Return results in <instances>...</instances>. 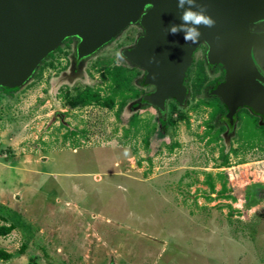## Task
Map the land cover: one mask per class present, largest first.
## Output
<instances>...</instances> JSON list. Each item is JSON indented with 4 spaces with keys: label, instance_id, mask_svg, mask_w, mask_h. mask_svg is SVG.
<instances>
[{
    "label": "rangeland",
    "instance_id": "374dc122",
    "mask_svg": "<svg viewBox=\"0 0 264 264\" xmlns=\"http://www.w3.org/2000/svg\"><path fill=\"white\" fill-rule=\"evenodd\" d=\"M141 32L129 24L80 59L77 38L64 39L37 76L0 91V225H14L0 236L11 254L0 264H264V148L246 146L263 137L246 120L240 146L198 102L217 70L202 61L201 93L191 87L162 112L141 100L152 87L141 69L130 79L139 94L119 110L73 101L84 89L109 93L101 65L131 67L115 53ZM220 174L235 199L220 196Z\"/></svg>",
    "mask_w": 264,
    "mask_h": 264
},
{
    "label": "water",
    "instance_id": "95a60500",
    "mask_svg": "<svg viewBox=\"0 0 264 264\" xmlns=\"http://www.w3.org/2000/svg\"><path fill=\"white\" fill-rule=\"evenodd\" d=\"M197 2L216 23L201 27L203 35L192 45L182 33L167 34L169 24L180 22L177 0H0V87L21 86L65 38L78 39L80 59L137 23L142 34L121 51L144 71L143 84L152 86L142 101L161 112L169 98L182 103L186 71L204 42L206 61L225 68L210 94L221 99L228 122L242 106L264 115V30H253L264 20V0Z\"/></svg>",
    "mask_w": 264,
    "mask_h": 264
},
{
    "label": "trees",
    "instance_id": "16d2710c",
    "mask_svg": "<svg viewBox=\"0 0 264 264\" xmlns=\"http://www.w3.org/2000/svg\"><path fill=\"white\" fill-rule=\"evenodd\" d=\"M66 41L69 40V38H65ZM60 46H57V48L50 52L45 58L41 60V62L38 64L36 67L35 71L33 72L32 75L37 76L49 62L46 61L47 58H51L53 56V53L55 51H60ZM197 66V74L194 78V84L191 85L193 88L192 94L194 93L196 96L200 92V82L201 76L200 72L202 71V63L198 62L196 64ZM101 72H103L107 77L110 79V87H109V93L106 94L105 96L100 95L98 92L94 90H81L79 91L75 96H73V101L77 104H86L92 101L95 104L103 105L106 107H112L114 103L118 105L117 110H119L123 105L126 100V98L129 96L135 97L139 94V90L137 88H134L130 85V79L132 76L136 75V68L134 67H128L124 64H117V63H106L101 65ZM190 87V89H191ZM17 88H6V87H0V91L4 93H11L12 91L16 90ZM191 92V90H190ZM115 95L119 97V100L116 102L115 101ZM198 102L202 103L206 107H210L211 110L209 112V118H214L215 116H223L224 113V106H222L216 97H208V98H200ZM197 102V103H198ZM158 122L162 125L164 122L159 118ZM158 127L155 129L157 131ZM156 133V132H155ZM145 143L148 144V140H145ZM149 154L148 156H150ZM227 158L223 157V166H227ZM226 164V165H225ZM221 177H224L222 180V185L220 189V196L221 197H226V198H231L235 199L234 196H231L230 194H226L228 191V187L226 186V176L225 174H220ZM209 186L210 189L213 190V184L211 181H209ZM258 197H264V188H260L257 191ZM0 219L4 220V218L0 215ZM14 229L13 224H8V225H0V236H3L7 233H9L11 230ZM11 257V254L8 253L7 251L0 249V260H7L8 258Z\"/></svg>",
    "mask_w": 264,
    "mask_h": 264
},
{
    "label": "flooded vegetation",
    "instance_id": "af4514ba",
    "mask_svg": "<svg viewBox=\"0 0 264 264\" xmlns=\"http://www.w3.org/2000/svg\"><path fill=\"white\" fill-rule=\"evenodd\" d=\"M253 30H256V31H261V30H264V20L262 22H260L258 24V26H256V28H253ZM142 34V32H141ZM137 35L134 39H133V43L131 45H127V47H125L124 49L126 48H129L130 46H132L135 42V40L141 35ZM76 38V37H75ZM77 42H78V39H77ZM77 44V43H76ZM199 51L201 53V56H202V60L198 59L195 61V63L197 64L198 62H201L203 61L204 65L207 66V67H210L212 68V72H214L215 70H217L216 73H214L212 76H210V78L208 80L205 81L204 85H206L207 87H210L208 90H207V94L209 95V97H212L214 95H211L210 92L212 90V88H214L219 82L223 81L224 80V75H225V68L223 66V64L221 63H216V64H209L207 61H206V51H207V45L204 43V42H201L198 47L194 50L193 52V55ZM193 55H192V60H193ZM128 62V61H126ZM192 62V61H191ZM202 63V65H203ZM129 64L131 65V67H135L137 70H139L140 68L136 67L135 65H132L130 62ZM129 67V66H128ZM190 67V66H189ZM188 67V68H189ZM143 72V75H142V80H141V84H143V78H144V71L142 70ZM187 72H188V69L186 71V75L184 77V84L187 88V94H188V91H190V87L191 85H187ZM261 72V71H260ZM262 73V72H261ZM262 75L264 76V74L262 73ZM189 84V83H188ZM263 86H264V83H262ZM206 87V88H207ZM189 88V89H188ZM152 90V87L150 90L146 91V92H142V95L151 91ZM203 90V89H201ZM205 90V89H204ZM201 93V91H200ZM199 93V94H200ZM186 94V96H187ZM142 95H141V100H142ZM216 97V96H214ZM218 102L222 105V101L220 98L216 97ZM167 100H171V101H174L176 102L173 98H169ZM210 108V107H209ZM220 118H222L226 124V127L227 129L229 130L230 128H235V133L237 134L236 136V139H235V142L236 143H239V145L241 146L242 144V140L240 138L241 135H239L240 133H242V127L244 126V122L246 120H252V122L255 124V125H258L259 129L261 130L260 132L262 133V137H263V140H262V143H264V115H260V114H256L252 109H250L249 107L247 106H242V107H239L234 116H233V122L232 123H229L227 118L225 117V107H224V113H223V116H219ZM159 119V118H158ZM239 132V133H238ZM247 147H252V148H256V149H259L261 150V147L264 148V144L263 145H253V144H248L246 145Z\"/></svg>",
    "mask_w": 264,
    "mask_h": 264
},
{
    "label": "clouds",
    "instance_id": "9594fccd",
    "mask_svg": "<svg viewBox=\"0 0 264 264\" xmlns=\"http://www.w3.org/2000/svg\"><path fill=\"white\" fill-rule=\"evenodd\" d=\"M179 12V23L168 25L167 34H183L185 44H197L203 33L201 27L212 28L215 26V19L208 13L205 5L198 3L197 0H177ZM118 62H126L128 59L123 51L115 53ZM154 57L149 58L151 62Z\"/></svg>",
    "mask_w": 264,
    "mask_h": 264
},
{
    "label": "crops",
    "instance_id": "0c3cea01",
    "mask_svg": "<svg viewBox=\"0 0 264 264\" xmlns=\"http://www.w3.org/2000/svg\"><path fill=\"white\" fill-rule=\"evenodd\" d=\"M241 163H238V165H240ZM261 185V184H260ZM264 188V187H263Z\"/></svg>",
    "mask_w": 264,
    "mask_h": 264
}]
</instances>
